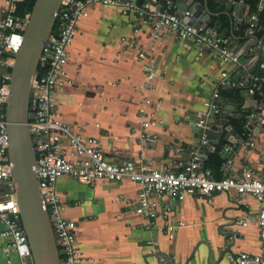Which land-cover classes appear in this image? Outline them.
I'll use <instances>...</instances> for the list:
<instances>
[{
    "label": "crops",
    "instance_id": "crops-1",
    "mask_svg": "<svg viewBox=\"0 0 264 264\" xmlns=\"http://www.w3.org/2000/svg\"><path fill=\"white\" fill-rule=\"evenodd\" d=\"M196 1L206 5V0ZM158 2L161 7L168 4V0ZM244 3L251 6L250 17L256 14L259 18L264 11V6L260 7L261 0L254 8L250 1L244 0ZM177 5L173 6L178 8ZM208 5L213 13L211 17L227 16L230 19L227 26L219 21L217 32L224 45L247 60L244 66L224 63L210 49L200 51L194 43L180 41L174 36L153 43L138 17L133 12L124 14L121 6L97 5L89 17L80 21L68 65L76 80L57 92L58 103L69 123L90 124L84 134L99 138L110 161L136 159L150 167L161 168L172 165L177 158H187L190 148L201 137V133L199 136L194 131L190 118L196 111L205 110L209 90L217 89L224 93L221 101L231 108L226 110L227 123L217 120L209 123V134L217 136H210L214 148L208 149L214 152L220 147L223 159H233L231 169L236 173L250 164L263 167L264 126L258 122V131L245 129V116L255 112L245 110L246 98L241 91L246 87L241 81L225 84L223 75L234 76L242 68L248 70L258 56L254 52L247 53L248 40L258 36L254 41L256 44L259 39L258 48L264 34L259 36L258 31L249 32L248 19L244 15L232 23L225 13L227 8L218 0H208ZM137 28L141 42L156 61V88L150 95L160 99L158 116L165 121L164 125L154 128L160 139L153 147L139 139L141 117L138 110L149 94L141 87L146 79L145 65L138 59L136 49H128L122 43V37L133 36ZM260 73L258 61L250 75L253 78ZM252 83L246 90L254 93L255 99L247 101L258 105L259 111L264 88L252 92ZM96 123H100V127ZM228 127L233 128L242 141H230ZM250 141H254V145H248ZM227 144L234 148L226 157L223 152ZM57 187L70 203L66 215L81 221L79 246L99 264H226V250L260 251L255 216L261 204L252 196L238 197L220 192L212 197L196 194L183 201L166 199L172 208L167 213V220L176 225L174 238L170 239L164 229H146L145 219L133 212L140 188L135 182L99 181L89 185L65 175L59 179ZM160 202L163 211V200ZM165 220L160 217L159 224L163 225ZM243 220H249L248 224L240 222ZM180 222L184 224L180 225ZM152 240L154 244H150ZM153 248L158 252L153 253ZM0 264H5L1 250Z\"/></svg>",
    "mask_w": 264,
    "mask_h": 264
},
{
    "label": "built area",
    "instance_id": "built-area-1",
    "mask_svg": "<svg viewBox=\"0 0 264 264\" xmlns=\"http://www.w3.org/2000/svg\"><path fill=\"white\" fill-rule=\"evenodd\" d=\"M21 1L23 0H0V250L4 255L5 264H35L28 236L17 222L20 219V208L12 180L7 121L12 69L16 59L6 51H20L31 17V12L18 14V4ZM137 1L62 0L56 31L50 35L43 48L39 69L41 67L44 71L41 74L38 72L33 82L29 125L38 156L42 193L57 245L64 251L62 264H99L79 246L81 221L66 215L70 203L64 199L57 187L59 179L65 175L89 185H95L99 181L110 183L123 180L139 184L133 212L145 219L146 229H164L170 239L174 238L176 225L167 220V213L172 208L166 199L183 201L196 194L212 197L220 192L233 193L238 197L252 196L261 204L255 216L260 235V251L253 253L226 250V264H264V155L263 167L250 164L244 166L239 173L231 169L233 159L229 157L222 165V178H217L211 169L204 168V148H214L207 118L211 113L210 108L215 107L213 102L221 100L219 90L213 91L211 98L204 103L205 110L198 113L200 119L197 126L202 128L201 137L198 143L190 148L189 156L177 158L172 165L161 168L150 167L136 159L110 161L99 138L84 134V129L90 127L89 123L83 126L75 125L66 121L62 115L57 92L74 84L76 80L68 67L71 59L70 48L79 33L80 21L89 17L92 8L97 5L121 6L124 14L133 12L147 29V37L153 43H161L174 36L180 41L194 43L200 51L210 49L214 56L224 63L239 64L240 55L222 43L215 28L208 27V23L197 27L191 22L190 10L180 11L170 0L160 8L156 5L158 0H148L143 4H138ZM257 18L256 14L248 18V30L251 33L264 31V26L255 22ZM139 31L137 28L133 36L122 37V43L128 49H136L138 59L145 65L146 79L141 87H145L149 94L144 97L138 110L141 117L139 139L147 146L153 147L160 139L154 128L164 125L165 121L158 116L160 99L150 95L156 88V61L141 42ZM259 67L261 73L252 78V92L264 88V45L260 48ZM223 76L229 77L227 73ZM241 84L244 85L243 82ZM217 111L219 108H216ZM257 115L258 122L264 126V107L260 108ZM96 126L100 127V123H96ZM262 137L264 139V133ZM248 145H254V141L248 142ZM233 148L231 144L225 145V150L230 152ZM177 152L179 153V150ZM160 200H163V211ZM12 215L16 220L12 219ZM162 216L166 220L160 225L159 218ZM240 222L247 225L249 220ZM150 244H154V240L150 241ZM157 252V249L153 248V253ZM162 260L165 258L162 257Z\"/></svg>",
    "mask_w": 264,
    "mask_h": 264
},
{
    "label": "water",
    "instance_id": "water-1",
    "mask_svg": "<svg viewBox=\"0 0 264 264\" xmlns=\"http://www.w3.org/2000/svg\"><path fill=\"white\" fill-rule=\"evenodd\" d=\"M173 4L177 3L180 11H191V22L197 27L202 26L207 22L213 14L209 8L208 0L206 5L196 0H170ZM227 8L225 13L231 17L232 23L244 15L247 19L251 15L250 4L242 3V0H218ZM62 0H36L31 11L29 24L24 32V43L18 53L6 51L7 54L15 56L16 62L12 69L11 94L7 104V121L8 132L10 138L9 156L12 166V180L15 186L17 200L20 208V219L17 221L19 227L26 232L33 253L35 264H62V255L64 251L59 249L51 217L48 207L45 202L44 195L41 189V181L39 175L38 156L35 150L33 136L30 131L31 118V97L32 86L37 73L39 72L40 60L43 55V48L50 37L56 31V24L61 7ZM156 5L160 8L159 3ZM264 6V0H261L260 7ZM235 12V13H233ZM260 23V18L255 21ZM219 30V26L215 27ZM224 36V35H223ZM258 36L249 38L246 51L258 55L254 64L246 70L242 68L234 76L224 78V83L230 85L243 82L246 88L241 91V94L246 98L245 110L247 114L245 129H254L258 131L256 125L259 117L257 115L258 105L249 104L247 100L255 99V94L248 92L246 89L252 83L251 73L256 68V63L259 61L260 48L264 45V36L260 41V45L256 48L255 39ZM247 60L240 58L239 65H245ZM209 98H211L213 89L209 90ZM215 107H211L207 118V122L211 123L217 120L219 123H227L225 118L226 110L231 108V105L221 100L213 102ZM264 107V99L263 105ZM216 108L219 111L216 112ZM196 111L190 118V123L194 127V131L198 132L199 136L202 128L197 126L200 117ZM239 117H244L239 115ZM228 137L230 141L235 142L240 139V135L231 127H228ZM242 141V139H240ZM227 157L229 150L223 152ZM12 219L16 220L12 215Z\"/></svg>",
    "mask_w": 264,
    "mask_h": 264
},
{
    "label": "trees",
    "instance_id": "trees-1",
    "mask_svg": "<svg viewBox=\"0 0 264 264\" xmlns=\"http://www.w3.org/2000/svg\"><path fill=\"white\" fill-rule=\"evenodd\" d=\"M146 1L148 0H138L137 2L138 4H143ZM246 1H250V3L252 4V8H254L259 0H246ZM35 2L36 0H23L19 2L18 11H17L18 14L25 15L31 12ZM259 18H260V25L264 26V11L259 14ZM219 21L220 22L222 21V24L225 26L230 24V19L227 16H220V17H211L207 25L208 27L215 28ZM245 27H242V28H245ZM257 33L259 36H263L264 31L260 30ZM43 71L44 69L40 67L39 73L41 74ZM223 94L224 93L221 92V96ZM210 136L211 138H213V137H216L217 135L211 133ZM205 153H206V158L204 161V168L211 169L217 178H222L224 176L222 165L226 160L223 159L220 155V147H218V149L214 152L206 148Z\"/></svg>",
    "mask_w": 264,
    "mask_h": 264
}]
</instances>
